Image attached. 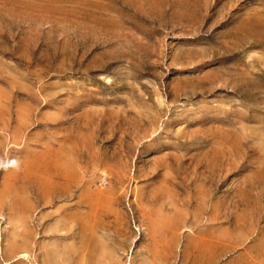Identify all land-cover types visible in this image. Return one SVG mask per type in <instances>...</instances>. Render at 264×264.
Listing matches in <instances>:
<instances>
[{"label": "rangeland", "instance_id": "rangeland-1", "mask_svg": "<svg viewBox=\"0 0 264 264\" xmlns=\"http://www.w3.org/2000/svg\"><path fill=\"white\" fill-rule=\"evenodd\" d=\"M0 264H264V0H0Z\"/></svg>", "mask_w": 264, "mask_h": 264}]
</instances>
